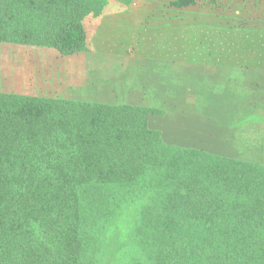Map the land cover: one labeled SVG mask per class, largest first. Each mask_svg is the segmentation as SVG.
Wrapping results in <instances>:
<instances>
[{
	"label": "trees",
	"instance_id": "16d2710c",
	"mask_svg": "<svg viewBox=\"0 0 264 264\" xmlns=\"http://www.w3.org/2000/svg\"><path fill=\"white\" fill-rule=\"evenodd\" d=\"M136 1L0 0V43L73 55L90 19ZM229 6L143 12L171 26ZM244 112L165 139L149 126L158 109L0 93V264H264V163L219 152L231 133L256 135Z\"/></svg>",
	"mask_w": 264,
	"mask_h": 264
},
{
	"label": "crops",
	"instance_id": "0c3cea01",
	"mask_svg": "<svg viewBox=\"0 0 264 264\" xmlns=\"http://www.w3.org/2000/svg\"><path fill=\"white\" fill-rule=\"evenodd\" d=\"M146 16L147 13L142 9H134L124 12L120 17L114 15V19L109 20L115 25L113 27H130L132 34L137 37L135 40L137 44H134L136 47H141L142 42L148 41L142 31L152 32L153 38L160 42L156 44V51L152 52L155 58L144 59L147 57L141 55L144 57L141 58V63L145 64L143 70L146 74L139 84L141 94L149 96L150 88H153L155 89L153 93L162 97L167 93L172 95L168 99L165 96L158 103L162 105L163 102L167 103L170 100L174 106L176 105V109L178 108L177 112L189 110V119L201 121L200 124L193 125L196 127L206 124L203 119H215L214 111L244 112L250 109L249 104H252V110L256 111L258 105L264 104V93L261 94L264 91L263 84L259 81V77L264 76V53L260 52L263 43L249 42L245 31L247 28L256 29L255 36L259 37L264 33L263 22H256L254 27L253 19L243 20L227 16L231 18L230 25L228 18H224L226 16L214 17L216 16L214 14L202 16L193 12L187 18L179 17L178 23L171 27L157 22L148 24L145 21ZM233 18L240 19V22L234 21ZM224 44L227 46L226 52H223V49L220 51L223 52L222 54H214V48L219 46L225 48ZM16 46L10 47L14 48L13 50L8 47L0 48V56L4 55L5 50L11 63L18 64L24 53H21L20 48ZM232 47L234 49L230 52L229 48ZM29 49L38 57L45 56V51L49 52L56 60H60L61 57H75L78 54L61 55L49 47H29ZM1 67L2 65H0V73ZM39 76L46 81L44 73L40 72ZM0 78L4 79L3 75L0 74ZM36 79L38 80V75ZM2 84L3 82H0V86ZM45 85L42 81L37 82L35 89L39 92L43 91L40 93L33 88L26 92L20 88L9 91L29 96H64L55 86L51 88ZM134 94L136 93H132V97ZM145 101L143 99L141 104L137 105L147 107ZM127 103L136 104L134 101ZM159 104L152 107L161 108ZM184 105L189 107L186 108ZM253 115L257 116L255 113ZM224 124L233 126L235 123ZM256 126L260 128L261 123H257Z\"/></svg>",
	"mask_w": 264,
	"mask_h": 264
},
{
	"label": "rangeland",
	"instance_id": "374dc122",
	"mask_svg": "<svg viewBox=\"0 0 264 264\" xmlns=\"http://www.w3.org/2000/svg\"><path fill=\"white\" fill-rule=\"evenodd\" d=\"M170 1L172 0H138L131 10L142 9L143 11H148L152 9L158 11L161 4L167 5ZM220 1L224 4H230V16H235L243 20L253 19L252 22L254 23L252 24L254 27L256 22H264V15L262 13L264 10V0ZM106 16L102 18L101 22L93 19L87 22L86 26L89 36L87 47L75 57H61L60 60H56L49 52L46 53V51L45 56L38 57L29 47L45 46L0 43V48H10L11 46L17 45L16 47L20 48V52L24 53V56H21V61L18 64L11 63L5 50L4 55L0 56V65H2L0 74L4 77V79L0 78V82H3V86H0V93L29 96L14 93L9 90L19 88L23 92L32 88L34 90L37 82L42 81L44 85L46 84L45 86H50L51 88L55 86L56 89L61 90L60 92L64 96L47 95L30 97L66 99L70 101L109 105H125L126 102L134 101L136 104L133 106L146 107L137 105L138 103L141 104V101L144 99L146 100L144 104L148 105L147 108L152 109H154L152 106H158L160 99L165 96L166 99L170 98L172 95L168 93L164 97L160 94L153 93L155 90L153 88H150L149 96H146L141 94L142 90L140 91L141 87H139L141 79L144 80L146 76L143 70L145 64L141 63V58H155L153 57V53L156 51V44L160 43L156 38H153L154 34L152 32L142 31L145 34L143 36L149 42L144 41V39V43L142 42L143 45L136 47L134 44H137L135 41L137 37L132 34L133 31L130 30V27H113L115 25L109 22V20L114 19V14H108ZM120 16H123V13L115 15V17ZM245 31L248 34L249 42L256 43L257 41H261L263 43L261 49L264 51V33L256 37V29L247 28ZM152 39L155 40L153 41ZM224 46L225 48L223 46L217 47L214 50V54L226 52L227 46L225 44ZM10 49L13 50L14 48ZM222 50L223 52H220ZM40 72L44 73L46 81H44L42 76H39ZM37 75L38 80L36 79ZM259 81H262V89L264 90V76L259 77ZM36 92L39 91L36 90ZM134 92L136 94L132 97V93ZM263 93L264 91L261 94ZM127 105L132 104L127 103ZM159 106L161 108L155 109L161 110L163 115H151L149 126L161 130L165 139H176L177 136H173V134L179 128L187 130L186 126H190L192 129L195 123L201 122L200 120L189 119V110L177 112L178 108L176 109V105L174 106L170 100L167 103L163 102L162 105L159 104ZM184 106L186 108L189 107V105ZM249 108V110L244 112L251 114L248 120L261 123L260 128L256 127L258 128L256 135H253L254 133H247V131H243L242 133L238 132L236 135H232L231 133L228 135L229 141L218 151L228 156H243V158L245 157L264 163V104L258 105L256 111L252 110V104H249ZM253 113L257 116L253 115ZM235 114L236 112H229L227 115L233 118L231 116ZM174 116H177V118ZM239 119L241 118L236 117L231 123L239 122ZM228 128H232V126H228Z\"/></svg>",
	"mask_w": 264,
	"mask_h": 264
}]
</instances>
